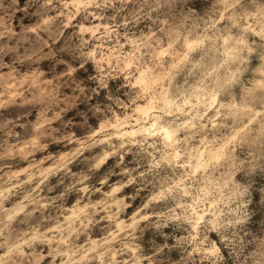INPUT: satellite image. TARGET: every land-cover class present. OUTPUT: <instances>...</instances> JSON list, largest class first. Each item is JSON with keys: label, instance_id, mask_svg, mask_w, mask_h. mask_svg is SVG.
<instances>
[{"label": "clouds", "instance_id": "1", "mask_svg": "<svg viewBox=\"0 0 264 264\" xmlns=\"http://www.w3.org/2000/svg\"><path fill=\"white\" fill-rule=\"evenodd\" d=\"M0 264H264V0H0Z\"/></svg>", "mask_w": 264, "mask_h": 264}]
</instances>
